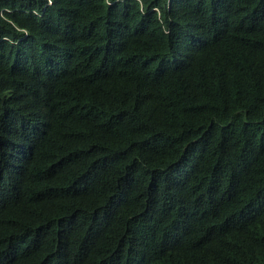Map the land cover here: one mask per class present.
Returning a JSON list of instances; mask_svg holds the SVG:
<instances>
[{"label":"trees","instance_id":"1","mask_svg":"<svg viewBox=\"0 0 264 264\" xmlns=\"http://www.w3.org/2000/svg\"><path fill=\"white\" fill-rule=\"evenodd\" d=\"M0 264H264V0H0Z\"/></svg>","mask_w":264,"mask_h":264}]
</instances>
